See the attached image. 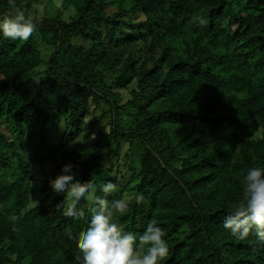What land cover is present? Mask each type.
I'll use <instances>...</instances> for the list:
<instances>
[{"label": "trees", "instance_id": "obj_1", "mask_svg": "<svg viewBox=\"0 0 264 264\" xmlns=\"http://www.w3.org/2000/svg\"><path fill=\"white\" fill-rule=\"evenodd\" d=\"M0 264H264V0H0Z\"/></svg>", "mask_w": 264, "mask_h": 264}, {"label": "rangeland", "instance_id": "obj_2", "mask_svg": "<svg viewBox=\"0 0 264 264\" xmlns=\"http://www.w3.org/2000/svg\"><path fill=\"white\" fill-rule=\"evenodd\" d=\"M78 43L79 44H82L83 46H85V47H89L90 45H91V42H86V41H83V40H79L78 41ZM122 97H123V100H126L127 99V97H128V92L126 91V90H123L122 91ZM101 121V120H100ZM100 124H102V122H100ZM74 144V143H73ZM72 144V145H73ZM123 157V155L121 154V156H120V159ZM132 162L133 163H136V158L134 157V158H132ZM60 161V158L57 156V154H56V156H55V163L56 162H59ZM43 172H44V170H42L40 167H39V171H38V173L35 175V177L36 176H42L43 175ZM33 203H36V201L34 200L33 201ZM111 244H113V241H111V242H108V244L106 245V251H110V246H111ZM87 250H90V251H93L96 255H98L99 254V251L97 250V249H93V247L91 246V245H87V248H86Z\"/></svg>", "mask_w": 264, "mask_h": 264}]
</instances>
